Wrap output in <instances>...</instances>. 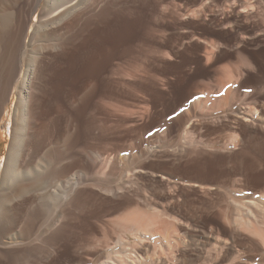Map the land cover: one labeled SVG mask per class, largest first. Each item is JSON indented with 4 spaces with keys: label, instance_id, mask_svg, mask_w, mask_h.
<instances>
[{
    "label": "rangeland",
    "instance_id": "374dc122",
    "mask_svg": "<svg viewBox=\"0 0 264 264\" xmlns=\"http://www.w3.org/2000/svg\"><path fill=\"white\" fill-rule=\"evenodd\" d=\"M98 12L59 63L58 88L63 96L87 87L76 101L75 135L106 152L97 170H110L115 147L123 151L114 172L132 160L138 167L129 199L88 202L57 233L60 263L117 235L104 221L140 211L145 199L176 201L188 222L198 215L186 237L200 243L189 247L192 263H203L208 236L228 238L232 218L246 216L252 176L264 188V0H106ZM14 103L0 117V161Z\"/></svg>",
    "mask_w": 264,
    "mask_h": 264
},
{
    "label": "bare ground",
    "instance_id": "6f19581e",
    "mask_svg": "<svg viewBox=\"0 0 264 264\" xmlns=\"http://www.w3.org/2000/svg\"><path fill=\"white\" fill-rule=\"evenodd\" d=\"M105 1L0 0V117L15 100L8 151L0 161V264H62L57 233L77 210L88 202L110 203L109 196L116 201L114 206L120 205L118 200L134 193L135 161L114 172L123 148H111L117 160L109 171V166L99 171L96 167L106 152L86 141L78 144L75 132L81 125L76 105L86 86L61 96L57 84L59 63ZM35 14L38 18L33 22ZM105 122L99 119L100 130ZM125 172L129 174L124 176ZM252 178L246 216L232 218L236 227L228 238L208 236L212 247L203 263H197L264 264V188L258 189ZM175 203L165 207L145 199L140 211L104 221V227L116 226L117 235L114 230L111 238L104 231V239L109 240L69 264H87L94 254L98 264H193L189 247L200 243H190L186 234L192 235L190 228L198 225V215L188 222L180 209L175 211L179 207ZM157 232L161 238L153 247ZM200 254L197 259L203 258Z\"/></svg>",
    "mask_w": 264,
    "mask_h": 264
},
{
    "label": "snow or ice",
    "instance_id": "6c2138e0",
    "mask_svg": "<svg viewBox=\"0 0 264 264\" xmlns=\"http://www.w3.org/2000/svg\"><path fill=\"white\" fill-rule=\"evenodd\" d=\"M250 91V89H248Z\"/></svg>",
    "mask_w": 264,
    "mask_h": 264
}]
</instances>
